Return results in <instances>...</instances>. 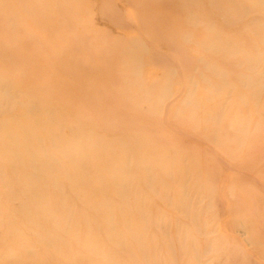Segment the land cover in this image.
I'll return each instance as SVG.
<instances>
[{"label": "rangeland", "instance_id": "1", "mask_svg": "<svg viewBox=\"0 0 264 264\" xmlns=\"http://www.w3.org/2000/svg\"><path fill=\"white\" fill-rule=\"evenodd\" d=\"M0 264H264V0H0Z\"/></svg>", "mask_w": 264, "mask_h": 264}, {"label": "bare ground", "instance_id": "2", "mask_svg": "<svg viewBox=\"0 0 264 264\" xmlns=\"http://www.w3.org/2000/svg\"><path fill=\"white\" fill-rule=\"evenodd\" d=\"M133 47V46H132ZM133 49V48H132ZM134 52V51H133ZM132 53V52H131ZM135 53V52H134ZM135 55H136V53H135ZM134 56V55H133ZM135 57V56H134ZM131 58V57H130ZM134 59V58H133ZM212 153V152H211ZM141 211H143V210H141ZM130 237V236H129ZM131 238V237H130Z\"/></svg>", "mask_w": 264, "mask_h": 264}]
</instances>
